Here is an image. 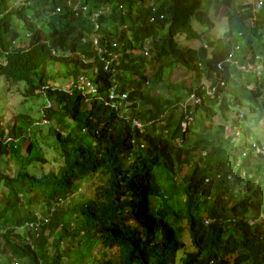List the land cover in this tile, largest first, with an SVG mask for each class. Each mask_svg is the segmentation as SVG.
<instances>
[{
    "label": "trees",
    "instance_id": "trees-1",
    "mask_svg": "<svg viewBox=\"0 0 264 264\" xmlns=\"http://www.w3.org/2000/svg\"><path fill=\"white\" fill-rule=\"evenodd\" d=\"M260 1L81 0L110 8L95 30L68 0H0V93L24 85L47 102L43 125L0 116V160L23 162L0 171V264H264V143L238 119L246 105L264 115ZM156 67L189 74L174 98L154 93ZM48 149L57 166L35 172Z\"/></svg>",
    "mask_w": 264,
    "mask_h": 264
},
{
    "label": "rangeland",
    "instance_id": "rangeland-1",
    "mask_svg": "<svg viewBox=\"0 0 264 264\" xmlns=\"http://www.w3.org/2000/svg\"><path fill=\"white\" fill-rule=\"evenodd\" d=\"M260 0H238V3L240 4H245V3H258ZM257 5V4H256ZM255 10H257V6L255 7ZM227 14H226V8H223L216 19V28L213 29L212 31L206 32L209 36H211V40L214 42L213 49L216 48L217 46V40L223 35V33L227 32ZM197 30H201L198 25H194ZM113 26H108V29H112ZM206 30V29H205ZM203 30V31H205ZM179 41L185 42L184 37L179 38ZM203 44V43H202ZM19 46L25 45V43H19ZM15 47V44H13ZM193 48H199L200 47V42H193L191 44ZM163 63H169L171 62L170 58H166L162 61ZM52 70H56L55 66L52 68ZM160 68L156 67L155 71L152 74L153 78V84L155 85V90L154 93L156 94H161L166 96L167 98H174L175 94V87L179 86L182 84V82L186 81L187 76L189 75L187 72L181 70L180 68H174L169 72V76L166 73L167 70H163V75L162 72L159 76L158 72ZM158 72V73H157ZM240 72V71H239ZM245 72V73H244ZM243 75L246 74V71H241ZM156 74H158V77H156ZM93 71L89 73V77H92ZM61 78V77H60ZM73 78L70 77L69 79H61L58 80L54 85L63 87V88H68L69 85L71 84V80ZM92 80V79H91ZM255 80V79H254ZM62 82V83H61ZM21 92V94H20ZM25 92V87L24 85H21L19 87L17 86H11L7 88L6 94L0 93V116L2 117V125H4L6 122L11 121L12 119H16L21 116H25L26 119L29 122H34L35 125L38 124H45L46 122L42 119V109L44 106L47 104V102L44 100V97L42 96H33L29 98H25L24 96ZM87 93V91H85ZM182 94L184 93L183 91L181 92ZM184 104L183 106H185ZM246 109L247 113L244 112L243 114L245 117L239 116L238 119L242 121V123L246 127H252L253 136H256L258 140L264 143V115L260 116L259 114H250L248 110V105L244 108ZM238 111V109H236ZM181 112L180 110L177 111L176 117L179 118ZM250 114V115H249ZM21 119H19V124L21 123ZM139 125V124H138ZM186 126V124L184 125ZM46 131L45 129H43ZM230 131V130H229ZM46 157L50 159L51 163L45 164L44 166L38 165L35 169H33L35 172H43L44 169H51L53 165L57 166L56 163H53L54 160V155L55 153L51 150H46L45 151ZM21 163H23L21 161ZM21 163L17 161L16 159L8 158V160H0V171H10L14 172L20 168ZM34 168V167H33ZM97 180H90L86 181L82 188L74 195L73 199L77 202H84L90 197V190L91 188L95 185ZM185 242L187 246L190 245V240L187 236V233H185ZM92 253L96 256H98L100 259L104 258H109L113 259L114 263L117 262L118 257L115 255L114 251H104L103 249L100 248H95L92 250ZM92 258L88 259L91 260Z\"/></svg>",
    "mask_w": 264,
    "mask_h": 264
},
{
    "label": "built area",
    "instance_id": "built-area-1",
    "mask_svg": "<svg viewBox=\"0 0 264 264\" xmlns=\"http://www.w3.org/2000/svg\"><path fill=\"white\" fill-rule=\"evenodd\" d=\"M83 2H81V0H76L75 2L74 1H71V0H68V4L69 6L71 7L72 11L77 15L78 12L82 11L83 14L85 13H92V16H91V22L93 23V26L95 27V30H98L100 25L99 23L97 22L98 19L105 14V12H109L110 11V8L109 7H106V8H102V9H95V11H92L90 10V6L89 5H84L82 4ZM262 6V3H259L257 5V10H259ZM61 11V8H57V12H60ZM96 43H97V40H96ZM92 79V80H91ZM71 84L69 85L68 88H63V89H69L70 87L73 86L74 84V79L71 80ZM80 88L82 89L83 91V94H89V93H96L97 91V86L95 85V82L93 80V77H86V78H81V82H80ZM85 91H87V93H85ZM215 89L212 90V92L214 93ZM194 96V95H192ZM118 98V95L115 91H112V93L110 94V99L111 100H114ZM123 98H126V96H123ZM138 122H134V125L138 126V127H141V125L139 124Z\"/></svg>",
    "mask_w": 264,
    "mask_h": 264
},
{
    "label": "clouds",
    "instance_id": "clouds-1",
    "mask_svg": "<svg viewBox=\"0 0 264 264\" xmlns=\"http://www.w3.org/2000/svg\"><path fill=\"white\" fill-rule=\"evenodd\" d=\"M259 3H262L261 1L260 2H258L257 3V5L259 4ZM256 5V6H257ZM260 10V9H259ZM257 59L258 60H261L262 58L260 57V56H257ZM236 63V62H235ZM262 69V67L261 68H259V70H261ZM240 70L241 71H246V67H240ZM253 70V69H252ZM255 73L257 74V76L258 77H261V76H263L264 75V72H261V71H259V72H257V71H255ZM223 80V79H222ZM226 82L223 80V81H221V84H219L220 86H223V84H225ZM211 89L213 90V89H215V91H214V93H213V95L214 94H216L217 92H218V87L216 86V85H212L211 86ZM242 117V116H241ZM243 118V117H242Z\"/></svg>",
    "mask_w": 264,
    "mask_h": 264
}]
</instances>
